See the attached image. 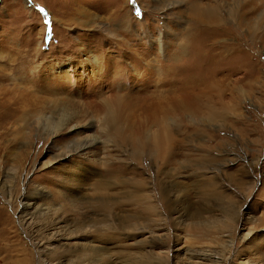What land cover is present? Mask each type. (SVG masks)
<instances>
[{
  "label": "rangeland",
  "instance_id": "374dc122",
  "mask_svg": "<svg viewBox=\"0 0 264 264\" xmlns=\"http://www.w3.org/2000/svg\"><path fill=\"white\" fill-rule=\"evenodd\" d=\"M39 188L108 264H264V0H0V217L31 257Z\"/></svg>",
  "mask_w": 264,
  "mask_h": 264
},
{
  "label": "bare ground",
  "instance_id": "6f19581e",
  "mask_svg": "<svg viewBox=\"0 0 264 264\" xmlns=\"http://www.w3.org/2000/svg\"><path fill=\"white\" fill-rule=\"evenodd\" d=\"M185 97H187V101L191 102L190 104L196 103L195 96H192L190 93H187ZM95 141L94 139L93 140L85 139L82 142L76 144L75 147L71 151H75V153L76 152L85 153L84 151H87L91 149L93 146H95ZM67 156L68 155L65 154L61 156L59 159L63 160L62 158L67 157ZM81 175L82 174H75L73 176L74 189L75 187L77 189L84 185L83 175L82 176ZM61 179H63L62 176H61ZM73 186L71 183V187ZM62 190L65 191V188L63 187ZM69 190H72V189H69ZM46 194H45V191L39 188L38 190L33 191V192L24 191L23 196H20L21 197L20 202L22 203L21 204L22 208L18 215V222L20 223L21 227L23 228V231L26 233V235L30 238L32 242V245L35 251V255L32 253L34 257L33 256L31 257V252L25 243L20 242L19 239L17 241L12 240V238L14 237V234H13L14 227L12 225L11 218L6 215L0 217V224H1L0 235L2 236L3 240L6 242L5 245L2 247L6 251L13 252L14 250H17L21 252L23 254V257L20 262L27 263V264L31 263L32 259L34 258H36L38 264H60L62 263L63 261L62 259L64 257H66L65 259L68 262V263L66 262L65 264H108L107 255L104 252V248L103 249L100 247L98 248L97 246H93L89 244L88 242H87L88 245H85L82 247H77L75 246V244H72L69 248H66L65 246L64 248H62L63 247L62 244L66 243L64 241L65 237L63 233L68 234V236L71 235L73 236V238H76V237L79 238L80 233L78 234V231L83 226H89V224H91V220H86L82 218H81L82 220H78L75 217V214L73 216H69L65 214L66 210L70 211V214L71 212L72 213L75 212L74 209L77 207L76 206L77 197L72 195L73 194L72 191H69V194L64 195L67 200L66 202L67 204H63L59 200V202L53 203L51 207H44V205L42 206V204H40L39 202L40 198L45 199ZM147 197L149 198L150 196H147ZM150 199L151 197L149 198V200ZM44 202L46 201L44 200ZM120 228L126 229L127 227L122 226ZM68 238L69 237H66V239ZM64 251L66 252L70 251V256L71 255L76 256L77 259L73 260L71 257L68 258L67 255L63 253ZM11 255L12 254L10 253V256ZM208 255H209L208 253L202 252L198 255V259L200 260L210 259ZM53 256H57V257H53ZM143 262H145V260ZM146 262H149V261H146Z\"/></svg>",
  "mask_w": 264,
  "mask_h": 264
}]
</instances>
